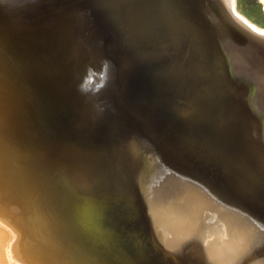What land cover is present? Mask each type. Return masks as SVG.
Returning <instances> with one entry per match:
<instances>
[{
    "label": "bare ground",
    "instance_id": "bare-ground-1",
    "mask_svg": "<svg viewBox=\"0 0 264 264\" xmlns=\"http://www.w3.org/2000/svg\"><path fill=\"white\" fill-rule=\"evenodd\" d=\"M0 1L19 53L33 54L73 116L59 128L32 105L20 114L0 85V264H16L12 231H29L3 215L24 212L35 232L78 255L80 240L107 264H264L263 156L247 105L264 85L233 75L264 67L263 29L233 0L143 1L184 50L175 101L149 62L156 54L139 61L149 39L110 0ZM247 126L253 166L242 159Z\"/></svg>",
    "mask_w": 264,
    "mask_h": 264
},
{
    "label": "rangeland",
    "instance_id": "rangeland-1",
    "mask_svg": "<svg viewBox=\"0 0 264 264\" xmlns=\"http://www.w3.org/2000/svg\"><path fill=\"white\" fill-rule=\"evenodd\" d=\"M110 1L124 9L122 13L124 21L129 23L139 36L149 39L150 43L146 45L144 50L146 55H141L139 59L140 63L146 62L147 57H152V54H156V57H152L149 62L152 65L156 64V66L163 73L159 80L160 86L162 88L172 89L174 91L173 96L175 101L182 100L183 84L181 74L179 71L174 69L173 63H181L184 57V50L182 48H175L170 40L166 41L162 32V23L159 20L156 21V23L153 22L149 11L142 4L145 0ZM233 4H235V10L239 15L264 30V2H262V0H233ZM142 10L145 12L143 17L140 16V12ZM159 10L163 11L162 4L160 5ZM260 36L264 37V35ZM32 56L33 54H30L28 57L35 65L37 60H34ZM232 69L233 71L236 70L235 67ZM243 74L251 77L254 85L259 82H263L264 85V67H262L260 63L253 64L252 69L241 74H236L234 71L233 75L237 80H239ZM247 105L251 107L252 113L257 120L253 129V134L255 144L259 147L263 156V161L259 165L261 170L264 172V122H262L264 120V93L259 95L258 103L256 105L251 103L249 95V102ZM247 105H241L238 108L239 111L246 114ZM249 128L250 127L247 126L243 132L244 139L242 159L246 163L253 166V164L245 158L244 154L246 143L250 139V133L248 132L250 130ZM201 145L203 147L202 154H207L210 165H212L211 162L218 164V156L208 142L203 139ZM234 157L237 162L241 159L236 155ZM225 168L229 172L226 166ZM235 170L236 168L232 171V173H234ZM221 174L225 180H228V177L223 172H221ZM231 180L227 183V185L233 184ZM48 181L53 182L52 178H48ZM84 190L85 189H83V191ZM16 216V218H9L8 216L3 215V217H6L10 221L13 219L15 222L21 223L23 227H27V225L29 226V231H25L26 239H24L18 232L12 231L15 240L13 246L11 247V255L13 254L16 257V264H107L104 260L100 259V256L87 252L80 240L77 243V247L80 248L81 251L79 255L73 254L65 246H61V244L58 243L55 237H53L49 232H35L30 222L27 220L28 214H26V212L23 214H17ZM2 225L3 224L0 226ZM2 264H7V260L5 261L4 257L2 259Z\"/></svg>",
    "mask_w": 264,
    "mask_h": 264
},
{
    "label": "water",
    "instance_id": "water-1",
    "mask_svg": "<svg viewBox=\"0 0 264 264\" xmlns=\"http://www.w3.org/2000/svg\"><path fill=\"white\" fill-rule=\"evenodd\" d=\"M0 85L13 109L25 113L34 106L59 128L73 122L68 108L58 99L40 68L17 51L13 13L0 1Z\"/></svg>",
    "mask_w": 264,
    "mask_h": 264
}]
</instances>
